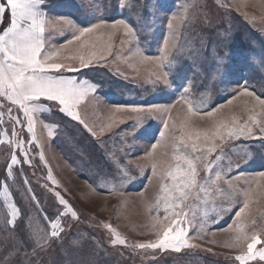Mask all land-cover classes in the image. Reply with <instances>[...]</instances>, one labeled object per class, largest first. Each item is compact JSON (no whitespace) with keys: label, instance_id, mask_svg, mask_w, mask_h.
Wrapping results in <instances>:
<instances>
[{"label":"rangeland","instance_id":"1","mask_svg":"<svg viewBox=\"0 0 264 264\" xmlns=\"http://www.w3.org/2000/svg\"><path fill=\"white\" fill-rule=\"evenodd\" d=\"M103 1L43 0L38 6L48 17L44 51L54 54L51 62L65 65L62 75L85 82L84 95L73 107V115L48 104L50 111L38 114L34 137L19 126V135L12 136L7 109L13 108V116L17 112L15 106L0 98L6 106L0 117V239H11L18 222L26 239L34 228L47 237L51 229L45 213L51 216L57 210L63 211L58 205L59 193L74 206L79 219L71 213L62 218V234L51 238L50 245L40 251L49 255L48 264H192L196 260L198 264H210L201 256L223 257L235 251L224 245L234 243L239 234L235 212L246 199L248 218L241 227L250 232L252 218L257 219L258 227H264V176L260 175L264 163L258 161L264 158V134L255 128L251 137H225L223 141L219 137L204 138L205 133L211 136L217 126L226 132L225 124H243L253 115L264 121V109L256 99H264V70L254 71L255 62H250L249 69L224 51L216 58H205V54L216 51L214 45L201 47L199 60L195 61L190 43H221L227 39L235 43L237 32L250 31L264 41V0ZM71 2L79 13L83 11L81 17L88 23L80 24L70 14ZM113 5L119 7L118 12L110 13ZM61 18L71 20L72 25ZM117 19H124L134 35L123 26L112 28ZM9 20L7 14L0 19V31ZM93 24L102 27L74 39L81 28ZM197 29L205 32L198 33ZM248 38L256 43L253 36L245 40ZM166 40L170 42L171 64L161 69L158 62L143 59L160 56ZM189 45L188 60L194 68L181 81V71L190 66L184 63ZM81 56L83 64L90 66H82ZM157 69L168 73L167 84L157 80ZM206 71L213 73L206 75ZM245 87L255 95H246ZM199 88L203 91H196ZM142 104L161 105L163 110L138 120L131 109ZM189 105L200 114L188 113ZM213 110L211 117L203 114ZM77 113L79 120L75 118ZM18 140L25 142L31 163L18 164L9 172L8 162ZM153 143L164 147L153 150ZM185 143L189 151L193 143L198 148L215 144V152L204 153L210 168L206 170L204 163L198 162L200 183L206 190L227 191L225 181H230L233 190L228 196L193 191L182 207L165 212L162 200L156 206L162 197L160 186L162 182L171 183L165 172L175 164L172 157L177 149L184 151ZM17 155L23 161V155L18 151ZM216 173L222 179L214 183ZM241 189L250 195L245 197ZM13 206L17 208L15 217L10 215ZM178 211L179 218L175 216ZM184 213L186 222L174 227H184L189 243L196 247H182L178 252L136 247L157 240L161 221L167 224L171 219H184ZM8 220L14 226H9Z\"/></svg>","mask_w":264,"mask_h":264},{"label":"snow or ice","instance_id":"2","mask_svg":"<svg viewBox=\"0 0 264 264\" xmlns=\"http://www.w3.org/2000/svg\"><path fill=\"white\" fill-rule=\"evenodd\" d=\"M41 3H43V0H0V19L10 12L8 26L0 31V98L15 106L16 116L11 114L13 108L7 109L9 114L8 120L12 123V136L14 137L19 135L16 130L17 126L26 129L27 133L32 134L34 137L35 125L39 118L38 114L50 111L48 104H55L58 111L73 115V107L80 103V99L84 95L82 86L85 82H77L73 78H66L62 75L65 71V65L51 62V57L54 54L44 51L48 20L46 14L38 7ZM61 19H63L65 24L72 25L71 20ZM118 26H123L130 35H134L133 29L124 19H117L111 25L114 29ZM100 27H102L101 24H93L91 27L81 28L80 35L75 36L74 39L79 40L85 33H91ZM169 44L170 42L166 40L165 47L160 49V56L143 57V59L158 62L161 69L166 64H171ZM80 60L83 67L90 66L83 64V56L80 57ZM67 70L80 71L78 68H68ZM157 72V80H162L164 84H167L168 73L160 71V69H157ZM187 91L188 88L185 87L184 92L187 93ZM244 92L248 96L255 95L254 92L248 91L247 87H245ZM256 99L261 108L264 109V99H260L259 97H256ZM5 107L4 104L0 103V117H2ZM162 110V106L156 104H142L131 109L136 114L138 120H142L147 116H153ZM214 111H208L203 114L211 117ZM188 113L200 114V110L194 109L189 105ZM21 114L23 119H21ZM75 118L77 120L80 119L78 113L75 114ZM165 127H167V122H165ZM223 128L226 129V132L217 126L215 132L211 133V136L209 133H205L204 138L206 140L209 138L214 140L219 137L223 141L225 137L233 140L251 137L255 128H258L259 132L264 134V121L258 120L253 115L249 118L248 122L237 124L233 121L231 126L225 124ZM164 135L165 133L161 132V136ZM261 138H264V135ZM197 139H199L198 135ZM9 143H12V141H9ZM24 143L23 140H18L15 143L10 162H8L9 172L18 164L31 163L28 153L24 148ZM28 143H33V140H29ZM172 143L175 146L176 140L173 139ZM158 146L164 147V145L153 143L152 149L155 150ZM183 148V152L177 149L172 157L175 164L169 165L165 172V176L171 183L162 182L160 186L162 197L157 201L156 206L159 207L162 200L165 205V212H168L169 209L182 207L184 202L189 200L190 194L193 191L204 193L205 195L220 192L221 195L228 196L233 190V185L230 181H225L228 184L227 191H222L219 188H208L206 190L200 183L198 162H203L206 170L210 168V162L206 161L204 153L210 154L215 152L217 150L215 144H212L210 147L198 148L193 143L191 151H189V145L185 143L183 144ZM17 151L23 155V161L18 158ZM152 167L155 171L156 164L154 163ZM260 175L264 176V172H261ZM49 179H52L51 173L49 174ZM113 179H117V177H113ZM220 179H222L220 173H216V181L214 183ZM241 191L245 197L250 195L248 191L243 189ZM57 196L59 197L58 205L63 207V211L57 210L51 216L45 213V219L48 227L51 229L50 234L46 237L39 228H34L27 241L18 243L11 248L5 244L0 248V264H22V255H30L32 257L39 255L41 250L50 245L51 238H57L62 234L63 229L60 228V221L67 213H71L72 217L77 220L79 219L74 206L59 193H57ZM176 201H179L180 204H177ZM248 209L249 204L246 199L243 207H240L235 212V216L238 219L236 230L239 234L235 236L234 243L224 245L225 248L235 250L226 254V259L230 260L231 264H250V262L251 264H258V262L259 264H264V246L258 247V245H264V228L258 227L259 222L255 218L251 219L252 228L250 232L245 231L241 227L243 220L248 218L245 216ZM10 215L13 217L17 215V208L15 206L12 207ZM183 215L184 219H171L167 224L161 221L157 240L149 243H139L136 247L140 249L173 250L177 252L182 247H196V245L189 243L188 234L184 227H174L178 223L183 225L186 222L187 213ZM249 215H251L250 212ZM175 216L179 218L181 212H175ZM7 223L14 226L12 220H8ZM107 227H110V225ZM57 229L60 230L58 231ZM10 238L14 239V237ZM117 239L119 238L117 237ZM119 242L125 243L124 240H120ZM28 246L32 248L31 253L27 250ZM29 264H31V261H29Z\"/></svg>","mask_w":264,"mask_h":264},{"label":"trees","instance_id":"3","mask_svg":"<svg viewBox=\"0 0 264 264\" xmlns=\"http://www.w3.org/2000/svg\"><path fill=\"white\" fill-rule=\"evenodd\" d=\"M105 1V0H104ZM103 1V3H104ZM72 5H74L72 2L70 4V6L68 8L72 9L73 11L70 13L72 14L73 17H75L77 19L78 22H80V24H86L88 23L87 20L82 19V13L83 11H80L81 13H79V10H77L76 8H73ZM114 9L111 8V12L110 13H114V12H118L119 11V7L116 5H113ZM116 9V10H115ZM7 17L10 18V12L6 13ZM106 16V15H105ZM198 33H204L205 30H201V29H197ZM253 36L254 39L256 40V43H254L251 39H247L245 40L247 37H251ZM228 40V39H227ZM227 40H224L221 43H214V42H210V40L207 41H201V43H199V41H194V43H190V45H193V50H191L192 54H193V58L195 61H198V55L200 54V49L201 47H203V49H208L209 47H211V45H214V49H216V51H214L212 54L207 53L205 54V58L207 57H214L216 58L219 55H222V52H228L230 55V58L233 59L235 62H240L242 65H244L245 67L249 68L250 65H252L250 62H255L256 64V68H254V71L256 72H260V68L264 70V41L259 37V35L257 33H255L254 31H250L249 33L244 32L239 34L237 32V37L235 40H237L235 43H229L227 42ZM245 40V41H244ZM190 45L185 48L184 54L187 57V61L184 62L185 64H189L190 66L185 67L181 73H180V80L183 81L184 78L186 77V75L189 72H192V69L194 68V64H192L191 61L188 60V52H189V48ZM218 61L217 60V65H218ZM216 60L212 61V64H215ZM212 71H215L214 67H211ZM250 69V68H249ZM209 72L206 71L204 72L206 75H208L209 73H213V72ZM200 73V72H199ZM212 78V77H210ZM197 89V88H196ZM198 92H202L203 90L199 88V90H196ZM195 93V91H194ZM193 93V94H194ZM197 101V99H196ZM77 142V141H76ZM78 143V142H77ZM260 164L264 163V158H260L259 160ZM17 203L19 204V201H17ZM259 225V224H258ZM10 226V225H9ZM16 229H14L15 234L11 237H14V239H9L7 241H5L4 239H0V248H2L5 244L8 245V247H12L18 243H23L25 242L24 240H22V237L26 239V234L24 232V230L21 228V222H18V224H15ZM262 226V225H260ZM264 228V227H263ZM5 230V227L3 228V230L1 229V233L3 234ZM10 231L12 229H9ZM28 239H26L27 241ZM27 250L29 253H31L32 248L31 246L27 247ZM49 254V253H47ZM223 257H217L214 254L209 255L208 257L204 254L201 256V260H207L208 259L211 261L210 264H231V261L226 259V254L221 255ZM22 259V264H29V261H31V264H48L49 261V255H42V253H39V255L32 257V256H23L21 257ZM192 264H198L197 260L194 261V263Z\"/></svg>","mask_w":264,"mask_h":264},{"label":"bare ground","instance_id":"4","mask_svg":"<svg viewBox=\"0 0 264 264\" xmlns=\"http://www.w3.org/2000/svg\"><path fill=\"white\" fill-rule=\"evenodd\" d=\"M46 18L48 19V17H47V16H46ZM126 48H127V46H124V47H123V49H126ZM128 48H129V47H128ZM115 51H116V50H113V51H112V52H113V54H112V55H114Z\"/></svg>","mask_w":264,"mask_h":264}]
</instances>
